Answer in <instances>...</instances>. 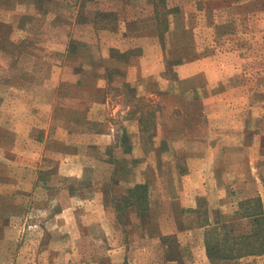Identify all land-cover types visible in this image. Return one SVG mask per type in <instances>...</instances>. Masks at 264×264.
Masks as SVG:
<instances>
[{"label":"rangeland","instance_id":"1","mask_svg":"<svg viewBox=\"0 0 264 264\" xmlns=\"http://www.w3.org/2000/svg\"><path fill=\"white\" fill-rule=\"evenodd\" d=\"M228 53L246 67L249 58L260 64L264 0H0V264L232 263L182 257L148 178L153 154L172 155L164 142L157 151L151 144L159 127L166 135L162 102L180 108L166 115L177 126L210 103L202 77L201 86L179 89L177 67ZM247 79L242 73L237 83ZM254 83L262 89L264 75ZM164 158L154 168L170 166ZM90 173L106 177L100 211L81 205L95 185ZM136 185L146 187L147 210L137 211L128 193ZM62 188L73 189L76 235L63 226L72 218L58 213V201L70 202ZM198 205L202 219L218 221L206 227L204 243L247 229L227 207ZM175 215L184 225L189 218Z\"/></svg>","mask_w":264,"mask_h":264},{"label":"crops","instance_id":"2","mask_svg":"<svg viewBox=\"0 0 264 264\" xmlns=\"http://www.w3.org/2000/svg\"><path fill=\"white\" fill-rule=\"evenodd\" d=\"M251 59L253 58L247 59V67L243 65V58L229 53L213 59L201 57L179 64L176 72L180 90H185L180 88L182 85L191 89L201 86L195 84L197 77H202L208 87L212 84L215 86L211 91L205 85L207 91L201 96L210 99L209 105L191 109L190 115L193 117L182 126H177L175 121L170 122L169 118H166L167 114L171 117L179 113L180 108L163 105L161 101V133L165 129L166 135L160 137L159 127L151 144L157 151L164 142L171 147L172 155L168 157L162 153L153 154L155 165L156 160L162 161L165 156L167 158L164 159L170 162V166L160 170L152 165L148 178L157 189V209L162 216L168 218L165 219L172 227L170 233L174 242L179 245L178 250L184 251H181L183 258L209 257L204 234L206 227L218 224V221L211 218L202 219L199 200L209 209L222 211L227 207L231 214H235L241 223L246 222L248 227L254 216L245 215L244 209L249 210L251 204L247 203L245 207L244 201L251 202L258 198L264 212V100L261 105L254 102L255 95H262L264 98V87L261 89L254 83L256 77L264 75V58L260 62L261 65ZM242 73L248 77L244 86L237 83V78ZM249 78L253 80L249 81ZM244 94L246 97H243ZM214 98L215 101H212ZM245 98L247 101L244 105L242 100ZM163 120H166L165 123ZM175 125L176 127H173ZM176 159L185 162L184 168L175 163ZM90 176L95 185L85 190L87 199L85 198L81 205L86 211L90 208L100 211L103 209L100 205L103 189L99 185L101 181H106V177L101 173H90ZM61 190L63 193L67 192L65 196L70 202L58 201V213L64 212L68 215L66 218H72V221L68 223L69 228L63 225V221L59 224L67 227L69 236L76 235L79 230L73 227L79 222L73 217V211L76 209L74 200L72 201L73 189ZM77 191L82 192L81 189ZM227 199L231 202L229 206L226 204ZM170 210H173V213H170ZM70 211L72 216L69 215ZM175 214L189 215L186 224L178 221ZM182 219L186 220L187 217L183 216ZM244 231L246 229L242 232ZM185 245L191 248L185 249ZM235 260H238V264H264V252L240 255L227 261L233 264Z\"/></svg>","mask_w":264,"mask_h":264},{"label":"trees","instance_id":"3","mask_svg":"<svg viewBox=\"0 0 264 264\" xmlns=\"http://www.w3.org/2000/svg\"><path fill=\"white\" fill-rule=\"evenodd\" d=\"M116 51L125 57L127 55V51H121L116 49ZM118 70V69H117ZM112 73H114V69H111ZM119 71V70H118ZM126 85V90H129L130 82H124ZM148 115V114H147ZM146 115V116H147ZM150 119H146V121H142L144 127L143 131L148 132L149 129L152 127L154 119L153 113L150 111L149 113ZM144 118V116H142ZM149 117V116H148ZM150 120H152L150 122ZM141 190L138 191L137 185L130 189L128 193L133 196L135 201V207L137 211L140 209H148V202H147V195H146V187L144 185H140ZM124 197V195H123ZM124 199H127L125 197ZM255 202L252 203L251 208L248 210L244 209L245 215L254 216L249 224L245 222L247 227L246 231L238 233H234L232 238L224 239L223 243L221 241H214L212 239H206V251L208 256L211 259H231L236 256L250 254V253H262L264 252V212L261 209V202L258 198L254 199ZM249 203V201H248ZM246 207V206H245ZM144 215V213H142ZM216 225V224H215ZM212 225V226H215ZM232 232L235 231L233 226H231Z\"/></svg>","mask_w":264,"mask_h":264}]
</instances>
